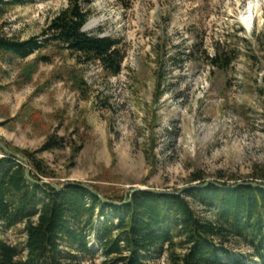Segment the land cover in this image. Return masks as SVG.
I'll return each mask as SVG.
<instances>
[{"label": "rangeland", "instance_id": "374dc122", "mask_svg": "<svg viewBox=\"0 0 264 264\" xmlns=\"http://www.w3.org/2000/svg\"><path fill=\"white\" fill-rule=\"evenodd\" d=\"M7 1L0 33L23 40L40 36L68 6ZM83 2L86 26L95 22L84 30L121 41L120 73L56 45L24 60L0 52L6 147L37 151L54 135L64 145L38 153L54 174L43 180L122 195L134 188L182 194L199 185L192 181L199 172L206 182H242L264 166V0ZM217 49L233 58L230 65L210 62ZM0 236L26 245L23 223L9 229L0 223ZM228 250L256 262L246 245L233 241ZM158 260L169 264L166 254ZM102 262L98 254L83 264Z\"/></svg>", "mask_w": 264, "mask_h": 264}, {"label": "trees", "instance_id": "16d2710c", "mask_svg": "<svg viewBox=\"0 0 264 264\" xmlns=\"http://www.w3.org/2000/svg\"><path fill=\"white\" fill-rule=\"evenodd\" d=\"M116 1L123 6L131 2ZM7 5V0H0V20ZM89 16L83 0H68V6L40 36L23 40L0 33V52L24 60L56 45L84 62H99L117 75L125 57L121 41L85 31ZM40 59L48 58L41 55ZM232 61L221 49L210 58L219 68ZM79 83L85 84L82 80ZM62 145L53 135L41 150L7 147L22 153L31 176L41 181L54 174L38 153ZM3 154L0 223L7 229L23 223L27 240L20 249L0 236V264H83L98 254L103 257L102 264H163L158 259L165 254L169 264H264V166L256 167L250 180H219L220 186L194 187L182 194L138 190L122 195L91 185L97 192L94 194L78 185L58 190L32 183L26 166L16 157ZM205 178L199 172L192 181L203 186ZM246 182L262 186L232 188ZM90 236L95 238L98 251L92 248ZM233 241L250 247L256 262L234 257L228 250Z\"/></svg>", "mask_w": 264, "mask_h": 264}, {"label": "water", "instance_id": "95a60500", "mask_svg": "<svg viewBox=\"0 0 264 264\" xmlns=\"http://www.w3.org/2000/svg\"><path fill=\"white\" fill-rule=\"evenodd\" d=\"M0 147L2 148L3 152L8 155V156H13V157H16L20 162H22L25 166H26V172H27V177L29 179V181H31L32 183H35V184H39V185H45V184H48V185H51L53 186L55 189H58V190H62L64 188H66L67 186L69 185H78V186H81V187H84L86 189H89L92 193L96 194L97 192L92 188L90 187L89 185L87 184H84V183H80V182H70V183H67L65 185H57V184H54V183H51L49 182L48 180H41V181H38V180H35L32 176H31V173H30V166H29V162L28 160L19 155V154H16V153H13L11 150H9L0 140ZM209 184H216L218 186H220V184L216 183V182H213V181H207L203 186H200V185H196V186H193V187H206L207 185ZM238 185H253V186H262L261 184H259L258 182H246V183H239L235 186H233L232 188H235L237 187ZM222 187V186H221ZM230 189V188H228ZM138 190H146L145 188H134L132 189L131 191V195L132 193L138 191ZM153 192L155 193H158V194H168L169 192H166V191H161V190H152ZM101 198L103 200L104 197L101 196Z\"/></svg>", "mask_w": 264, "mask_h": 264}, {"label": "bare ground", "instance_id": "6f19581e", "mask_svg": "<svg viewBox=\"0 0 264 264\" xmlns=\"http://www.w3.org/2000/svg\"><path fill=\"white\" fill-rule=\"evenodd\" d=\"M95 24V22L93 21V22H90L87 26H86V29L89 27V26H91V25H94ZM85 29V30H86Z\"/></svg>", "mask_w": 264, "mask_h": 264}]
</instances>
